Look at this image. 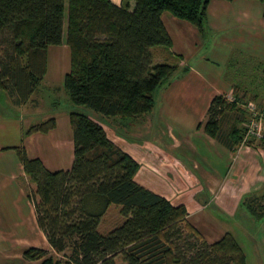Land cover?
<instances>
[{"label":"trees","instance_id":"obj_1","mask_svg":"<svg viewBox=\"0 0 264 264\" xmlns=\"http://www.w3.org/2000/svg\"><path fill=\"white\" fill-rule=\"evenodd\" d=\"M209 1L122 0L116 5L111 0H0V89L15 105L30 100L45 76L48 48L62 43L65 22L69 69L63 89L69 99L106 117L144 118L154 109L156 89L179 69L178 62L154 61L153 48L168 52L172 46L162 13L206 34ZM255 1L263 5L264 18V0ZM241 99L215 95L198 128L231 150L239 145L264 149L262 131L260 137L247 135L251 117L246 118L242 105L247 102ZM230 116L232 123L224 130ZM68 123L73 143L68 169L49 170L23 146L7 147L35 185L29 195L37 225L53 251L30 246L23 258L40 264H115L117 256L124 264H246L232 233L208 242L189 222L184 204H173L139 184V163L101 124L76 111L68 113ZM55 126V118L49 117L29 125L25 134H46ZM111 205L119 207L121 221L102 233L99 224ZM238 206L263 218L264 192L243 195Z\"/></svg>","mask_w":264,"mask_h":264},{"label":"crops","instance_id":"obj_2","mask_svg":"<svg viewBox=\"0 0 264 264\" xmlns=\"http://www.w3.org/2000/svg\"><path fill=\"white\" fill-rule=\"evenodd\" d=\"M254 1H209L206 9V34H201L190 23L167 12L161 15L163 24L172 40V46L168 52L181 56L178 61L161 47L152 49L155 61L178 62L179 65V69L170 82L159 87L160 90L154 94L155 106L157 104L158 107L157 113L163 117L170 129L166 132L171 146H189L187 134L193 131L201 135L200 139L205 142L209 152L229 160L226 169L221 174L215 168L213 169L215 164L213 166V162L207 159L204 154L202 162L205 167L197 174L194 172L199 168V164L194 159H191L189 163L182 162L171 158V156H166V153L161 158L165 159L166 163L162 165L160 162L158 165L162 167V172L155 171L157 170L155 166L154 169L147 167L162 176L163 179L167 178L163 180L167 185L166 191L177 198L172 199L168 194L147 188L164 196L173 204H184L188 214L191 212L190 206L194 207L195 204L201 209L205 204L215 203L223 211L230 210L234 204L236 206L239 204L243 195L264 192V149L239 145L231 150L198 128V124L205 121L209 103L215 95H230L232 98L234 95L250 97L257 102L259 110L264 108V74L257 78L253 88H245L241 84L231 83L224 79L226 62L233 52L253 56L264 65V18L262 9L253 4ZM111 2L120 5L122 0H111ZM133 4L134 2L131 1V8ZM217 60H221L224 70L223 67L221 69L215 67L219 66ZM182 67H186L187 70H182ZM66 72L65 68L63 74ZM151 113L149 114L151 115ZM146 116L143 119L147 118ZM54 118L56 120L55 128L46 134L35 133L28 137L33 136L38 140L39 137L43 139V137L48 138L53 135L60 125L59 118ZM93 120L103 126L107 136L116 145L139 163L140 167L135 175V180L143 186L147 184L148 182L142 178L141 174L144 165L142 159L145 158L142 153L134 150V145H138V149L144 151L147 143L136 144L134 141L128 143L125 138L115 132L110 135L100 121ZM228 120L230 126L233 119L230 116ZM62 121L68 122V115ZM261 131L264 133V121L261 123ZM67 142L70 152L67 168L59 166L53 168V165L48 164L41 153L35 157H39L49 170L68 169L73 160L71 132L68 133ZM63 143L62 140H50L48 150L49 153H54L52 158H63L57 157L56 154L58 151H62ZM6 148L0 146V264H40V260L23 258V250L33 246L46 249L50 253L53 251L44 233L37 225L33 201L29 198L30 188L33 187V184L24 173L15 151V154H12L13 152H8ZM7 149L10 150V148ZM158 155L156 154V157ZM175 163L180 165L181 176L184 177V180L181 181L177 178L174 183L175 174H173L171 165ZM193 178L196 179L197 186L192 185L193 188H189L188 181L191 182ZM186 194H191V199ZM195 194H198V199L193 197ZM201 194H203L202 197H200ZM175 200L179 201L175 202ZM209 233L211 232L203 234L208 242L219 238L210 241L208 240L211 235Z\"/></svg>","mask_w":264,"mask_h":264},{"label":"rangeland","instance_id":"obj_3","mask_svg":"<svg viewBox=\"0 0 264 264\" xmlns=\"http://www.w3.org/2000/svg\"><path fill=\"white\" fill-rule=\"evenodd\" d=\"M253 4L263 9V5L260 2L254 1ZM217 62L219 66L215 67L220 69L223 67L224 70L221 60H217ZM65 68L68 71L69 49L65 43L64 22L62 43L59 45H52L48 48L45 76L38 88L31 95L30 100L22 106L15 105L13 98L6 91L0 89L1 147L23 146L29 157H35V155L41 153L45 161H47L48 164H52L53 168L57 166L67 168L70 158L67 137L71 129L69 123H64L62 120L69 112L76 111L100 121L106 127L110 135L112 132H115V134H119L125 138L128 143L130 141H134L136 144L147 143L144 151H140V149H138L139 146L134 145V150L138 153H142L145 158L144 160L142 159L144 165L141 174L142 178L148 183L144 186L168 194L172 199L177 197L166 191L167 185L163 180L167 178L164 177L163 179L162 176L158 175L156 172L147 169V167L153 168L155 166L157 169L155 171L162 172V167L158 165L160 162L162 165L166 163L165 159H161L164 153H166V156H171V158L182 162L185 161L189 163L191 159H194L197 164H199V168L194 172L195 174L201 172V169L205 167L202 162L203 154L207 156V159L213 162V166L215 164L213 169L215 168L219 174L226 169L229 160L223 156H215L209 152L205 142L200 139L201 135L193 131L187 134L189 137V146L178 145L172 147L166 132L170 130L168 128L169 126H167L163 117L157 113V104L153 109V113L145 118L150 121H146L143 118L134 120L132 118L121 119L119 117H106L84 105L73 103L63 89V71ZM225 68V81L241 84L245 88H253L257 78L264 74V65L261 64L259 60L248 54L244 55L238 52H233L231 54L226 62ZM158 90L160 89H156L154 94H156ZM229 97L232 98L230 95ZM241 98V102L254 103L256 109H259L257 102L252 100V98ZM246 104L241 105L247 112L246 118L250 119L252 114ZM49 117H58L60 120V125L53 135H50L48 138L43 137V139L39 137L37 140L35 137H28V135L25 134L29 125L43 121ZM228 119L229 118L226 117L223 122L222 127L224 130L229 128ZM50 140H62L64 142L62 151L56 153L57 157H63L62 159L57 157V159L52 158L54 153H49L48 150ZM6 150L15 154L13 149ZM156 154H159L157 156L158 158ZM171 166L174 168H172L173 174H175L174 183L177 178L183 181L184 177L181 176L180 165L175 163ZM196 182L194 178L191 182L188 181L189 188H193V186L197 184ZM169 183L172 184L170 181ZM32 186L33 187L30 188L31 194L35 188L34 184ZM186 196L191 199V194H186ZM202 196L203 194L200 195V197ZM193 197L195 199L199 198L198 194H195ZM29 198L31 199L30 195ZM176 201L178 202L179 200H175V202ZM118 208L119 207L117 206L116 208L115 205L110 206V209L99 224V231L104 233L121 221ZM189 209L191 210L188 216L189 222L197 227L202 234L206 235L208 232H211L209 233L211 235L208 237V240L213 241L224 232L229 231L240 244L245 255L246 264H264V217L255 219L248 213L244 206H238V204L237 206L234 204L230 210L224 209L225 211L218 208L215 203L205 204L201 209L196 207L195 204L194 207L190 206ZM51 254H53V252ZM55 256L60 257L62 255L59 254ZM115 264H124L121 256L115 258Z\"/></svg>","mask_w":264,"mask_h":264},{"label":"built area","instance_id":"obj_4","mask_svg":"<svg viewBox=\"0 0 264 264\" xmlns=\"http://www.w3.org/2000/svg\"><path fill=\"white\" fill-rule=\"evenodd\" d=\"M227 99L231 100L229 96H226ZM247 108L251 112V121L248 124V130H247V135H256L258 137L261 136V118L264 115V108L262 110L256 109L254 104L249 103L247 105Z\"/></svg>","mask_w":264,"mask_h":264}]
</instances>
